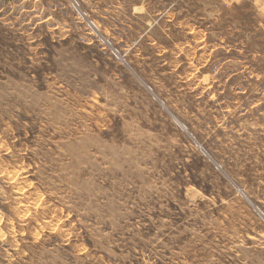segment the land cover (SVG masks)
<instances>
[{
	"label": "rangeland",
	"instance_id": "1",
	"mask_svg": "<svg viewBox=\"0 0 264 264\" xmlns=\"http://www.w3.org/2000/svg\"><path fill=\"white\" fill-rule=\"evenodd\" d=\"M0 264H264V0H0Z\"/></svg>",
	"mask_w": 264,
	"mask_h": 264
},
{
	"label": "built area",
	"instance_id": "2",
	"mask_svg": "<svg viewBox=\"0 0 264 264\" xmlns=\"http://www.w3.org/2000/svg\"><path fill=\"white\" fill-rule=\"evenodd\" d=\"M92 26L94 27V25H92ZM102 40H103L104 43L108 46V48H109L111 54L114 55L115 57H117L118 52H117V50L111 45V43H110L107 39H105V38H102Z\"/></svg>",
	"mask_w": 264,
	"mask_h": 264
}]
</instances>
